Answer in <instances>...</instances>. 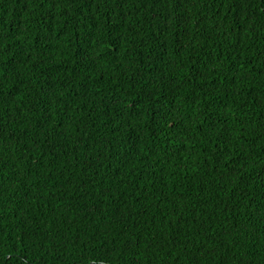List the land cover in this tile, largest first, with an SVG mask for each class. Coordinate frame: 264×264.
Masks as SVG:
<instances>
[{
  "label": "trees",
  "instance_id": "obj_1",
  "mask_svg": "<svg viewBox=\"0 0 264 264\" xmlns=\"http://www.w3.org/2000/svg\"><path fill=\"white\" fill-rule=\"evenodd\" d=\"M0 264H264V0H0Z\"/></svg>",
  "mask_w": 264,
  "mask_h": 264
}]
</instances>
